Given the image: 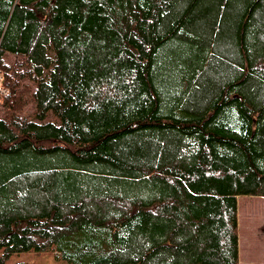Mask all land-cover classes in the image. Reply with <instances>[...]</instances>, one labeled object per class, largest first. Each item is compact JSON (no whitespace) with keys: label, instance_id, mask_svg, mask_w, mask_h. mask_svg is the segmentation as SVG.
<instances>
[{"label":"trees","instance_id":"16d2710c","mask_svg":"<svg viewBox=\"0 0 264 264\" xmlns=\"http://www.w3.org/2000/svg\"><path fill=\"white\" fill-rule=\"evenodd\" d=\"M0 87V264H240L264 0H0Z\"/></svg>","mask_w":264,"mask_h":264},{"label":"rangeland","instance_id":"374dc122","mask_svg":"<svg viewBox=\"0 0 264 264\" xmlns=\"http://www.w3.org/2000/svg\"><path fill=\"white\" fill-rule=\"evenodd\" d=\"M240 264H264V196L242 195L238 204ZM1 255V252H0ZM69 264L53 251L14 253L4 264Z\"/></svg>","mask_w":264,"mask_h":264},{"label":"built area","instance_id":"2783aa9c","mask_svg":"<svg viewBox=\"0 0 264 264\" xmlns=\"http://www.w3.org/2000/svg\"><path fill=\"white\" fill-rule=\"evenodd\" d=\"M0 92H1V93H4L5 90H4L3 88L0 87Z\"/></svg>","mask_w":264,"mask_h":264},{"label":"crops","instance_id":"0c3cea01","mask_svg":"<svg viewBox=\"0 0 264 264\" xmlns=\"http://www.w3.org/2000/svg\"><path fill=\"white\" fill-rule=\"evenodd\" d=\"M239 199V198H238ZM239 258H240V251H239Z\"/></svg>","mask_w":264,"mask_h":264}]
</instances>
